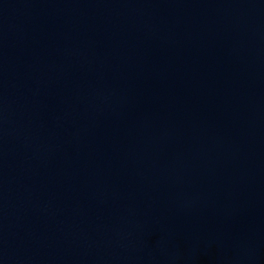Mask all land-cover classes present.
Returning a JSON list of instances; mask_svg holds the SVG:
<instances>
[{"label": "water", "instance_id": "95a60500", "mask_svg": "<svg viewBox=\"0 0 264 264\" xmlns=\"http://www.w3.org/2000/svg\"><path fill=\"white\" fill-rule=\"evenodd\" d=\"M128 264H264V69L200 148Z\"/></svg>", "mask_w": 264, "mask_h": 264}]
</instances>
